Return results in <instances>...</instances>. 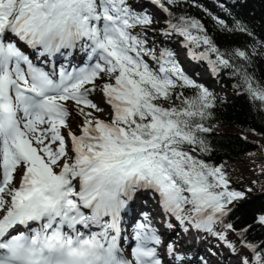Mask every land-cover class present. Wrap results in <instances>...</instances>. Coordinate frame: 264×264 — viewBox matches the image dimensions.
Wrapping results in <instances>:
<instances>
[{"label": "snow or ice", "instance_id": "snow-or-ice-1", "mask_svg": "<svg viewBox=\"0 0 264 264\" xmlns=\"http://www.w3.org/2000/svg\"><path fill=\"white\" fill-rule=\"evenodd\" d=\"M153 2L172 16L165 2L177 0ZM173 19L165 35L183 37L193 59L207 60L213 72L232 67L206 34H192L204 33L203 25L186 17ZM152 22L128 0H0V264H169L157 253L161 239L147 219L135 226L133 260L119 254L122 214L145 189L158 194L164 212L185 231L208 232L236 251L214 225L226 215V205L242 195L227 191L220 168L190 154L198 143L205 150L197 134L208 129L195 118L210 114L214 98L184 74L172 52H157L131 31L147 29ZM24 47L45 65L57 56L67 65L45 70ZM80 54L84 66L73 67ZM234 55L249 59L244 51ZM104 75L114 80L100 88L112 109L109 123L85 111H102L89 97ZM240 75L250 99L264 106V88L254 85L247 72ZM184 87L198 91L191 99L178 94L179 107L160 103ZM68 101L84 117L81 135L68 133L74 158L61 132L67 126ZM54 166L61 168L58 174ZM17 170L22 173L18 187ZM258 223L264 225V216ZM21 225L30 234L20 231ZM78 225L100 231L85 235ZM241 243L251 252L241 264H264V246ZM168 256L172 264H183L184 257L171 245Z\"/></svg>", "mask_w": 264, "mask_h": 264}, {"label": "trees", "instance_id": "trees-1", "mask_svg": "<svg viewBox=\"0 0 264 264\" xmlns=\"http://www.w3.org/2000/svg\"><path fill=\"white\" fill-rule=\"evenodd\" d=\"M141 2L144 0H134L137 4ZM155 5L164 15V23L161 26H148L147 29L138 26L132 29L133 34H140L147 41V46L157 52L161 49L172 52L173 59L179 65L173 52V45H178L186 52V65L188 63L194 65L196 71H204L206 80L219 91V94L213 93L190 78L180 67L185 75L207 89L214 98V106L207 110L210 114L203 120L195 118L196 122L208 129L197 134L205 150L201 151L198 143L190 147V154L210 167L220 168L227 181V191L242 195V198L226 205L227 217L214 225V231L223 233L236 249L233 251L229 248L230 253L242 260L245 256H251V252L241 240L258 248L264 246V225L258 223L259 218L264 216V106L250 99L240 75L247 72L253 77L254 85L264 88V0H177L173 5L165 2L172 16ZM174 17L190 18L203 25L204 33L192 30V34H206L229 59L232 67H220L213 72L207 60L193 59L189 55L183 37L175 34L166 36L167 22ZM194 50L199 52L203 48ZM237 50L246 52L249 57L247 62L234 55ZM211 59L214 60L215 55ZM145 60L152 64L151 67H156L150 58L145 57ZM106 83L114 84V80L108 79ZM197 91L194 87L176 88L170 100L161 99L160 103L165 107H179L178 94L183 93L184 98L191 99ZM223 92L230 94L231 98L227 99ZM68 113L73 119L80 118L75 112ZM172 218L176 225L181 226L175 217ZM169 224L174 225L171 221ZM227 225L232 226L231 230ZM208 235L216 241L210 251L219 257L213 250L217 248V242L225 245L215 235ZM260 250L264 252V248ZM218 251L221 252L220 249Z\"/></svg>", "mask_w": 264, "mask_h": 264}, {"label": "rangeland", "instance_id": "rangeland-1", "mask_svg": "<svg viewBox=\"0 0 264 264\" xmlns=\"http://www.w3.org/2000/svg\"><path fill=\"white\" fill-rule=\"evenodd\" d=\"M128 3L137 12H145L148 15H150V17L152 18V21H153L152 24L150 25L151 27L161 26L164 23L163 13H161L157 9L155 3L152 0H148V1L144 0V2H141L138 4L134 3V0H128ZM131 31L134 32L133 30H131ZM23 50L27 54H29L30 58H33L36 66L45 67V70H49L50 68L55 67L58 71L61 64L67 65V61H65L64 59L58 60L55 58L51 61V63H50L51 65L50 64L45 65V64H43V62L41 60H35L34 59V53L32 52L31 49L24 47ZM173 52H174L175 58L177 59L180 67L182 68V70L184 72L187 73V75L190 78H192L193 80H195L199 83H202L203 85L208 87L211 91H213V93L219 94V91L217 90V88L210 81L206 80L207 75H205L204 71H196L194 65H190L188 63L186 65V60H185L186 52L184 50H182L181 47H179L178 45H173ZM81 58H82L81 63L78 66L74 65L75 62L79 61L77 57L75 60L72 61L73 67H83L84 66V63L86 62V58L83 57V54H81ZM150 65L152 66L151 63H149V66ZM69 70H71V68H69ZM108 79L111 80L107 75H104L103 79L98 77L96 79L95 83L99 87H97V89L89 97L93 103L97 104L98 107L102 109V111L96 112L93 109L85 108V111H91L94 117L98 118L99 120H101L105 123L110 122L112 119L111 106L109 104L108 105L105 104V106H104L100 103H97L96 98L101 99L102 102L106 101V98L103 96V93L100 91V88L103 86V84L106 83V81ZM88 87H91V85H88ZM223 94L227 99L231 98L230 94L225 93V92H223ZM64 106L67 108L68 111L77 113V115H79L80 118L79 119H73V118L68 116L66 118L67 126L61 129L62 134L68 136V133L72 132L73 134H75L77 136L81 135V127H82L83 122H84V117L81 115L79 108L72 101L64 102ZM81 107H83V106H81ZM66 145H67V151L74 158V153L71 152V147H70L71 144L68 145L66 143ZM58 146H59L58 142L51 144V147L53 149L57 148ZM62 163H63V160L61 161V166H62ZM53 170L58 174L59 171L61 170V168L54 166ZM21 175H22V173H20L19 170H17V172L14 173L15 185L17 187L19 186V181L21 179ZM73 183L76 185V188L78 189L79 188L78 180L73 181ZM141 191H145L146 193H148V192L151 193L153 195L152 196L153 202L151 201V204L149 205L148 210L147 209H146V211L142 210L134 217L133 231H135V226L137 223H143V222H145L146 219L151 223V225H152L153 221L160 222L159 228H157L155 230L157 232L162 230L163 235L160 236L161 244L159 246H155V247L157 249V252H161L162 255H165V256L170 258L171 264H172V258L170 256H168V246L169 245L174 247L177 254L184 257L183 264H205V262H207V264H241V259L237 256L232 255L230 253V251L228 250L229 248L226 246H223L222 244H219V242H217L218 243L217 248L215 247V249L213 250L216 254L218 253L219 257H217V255H215V254L211 255L210 254L211 253L210 247L216 241H214L212 238H210L209 235L207 236V234H208L207 232L197 231L195 228H191V227L189 228L188 231H185L184 227L182 225L181 226L176 225L172 216H170L164 212V210L160 204V199H159L158 194H154L151 190H146V189L141 190ZM159 211L162 212L160 214V216L158 214ZM127 214H128V220L126 221V223L122 222V225H123V223L128 224L129 221L131 222L132 218H130L129 208H127ZM2 215H3V213H0V216H2ZM164 216H166L165 219H164ZM167 221L173 222L174 225L172 228H170V227L168 228L165 225L166 223L168 225ZM129 224H131V223H129ZM78 228H79L80 232L83 233L85 228H83L82 226H79V225H78ZM90 230H92V229H90ZM99 231H100V229H99ZM131 233H132V231H130V234ZM134 236L132 235V237H134ZM133 243H136L135 239H134ZM188 243H192V246H191V248H189L187 250L186 246L188 245ZM149 246L153 247V245H149ZM160 246H162V251L158 249ZM199 249H201V251ZM219 249L221 250V252L218 251ZM120 250H124V248L120 247ZM219 252H220V254H219ZM123 255H124L125 260H128V261L130 260V262L132 261V259H131L132 256H129L125 252L123 253ZM161 259L163 260V258H161ZM192 261H196V262L193 263Z\"/></svg>", "mask_w": 264, "mask_h": 264}, {"label": "bare ground", "instance_id": "bare-ground-1", "mask_svg": "<svg viewBox=\"0 0 264 264\" xmlns=\"http://www.w3.org/2000/svg\"><path fill=\"white\" fill-rule=\"evenodd\" d=\"M77 58H78L79 61L75 62V64H74L75 66H78L81 63V60H82L81 54L78 55ZM96 100H97V103H100V104H102L104 106H105V104L108 105V103L106 101H103L102 102V100L99 99V98H96ZM64 136L66 138V143L68 145L71 144L70 138L68 136H66V135H64ZM152 196L153 195L151 193H149V192L146 193L145 191H139L137 193L136 197L130 202V205L128 206L129 212H130V218H132L131 219V222L129 221V223H131V224H129V223L128 224H124L123 223L120 237L117 240V247L119 249H120V247L121 248H124V250H120V253H119L123 258H124V255H123L124 252L127 253L129 256H132V248H133V246H136V243H133L134 242V237H132V235L133 236L135 235V231H133L134 217L140 211H142V210L143 211H146V209L148 210L149 205L151 204V201L153 202ZM161 213L162 212L159 211V213H158L159 216H160ZM159 225H160V222H158V221H153L152 222V226L155 229L159 228ZM91 229L92 230H90V229H84L85 232L83 231V233L85 235H88L91 232H98L99 231V229L98 228H95V227H93ZM63 231H65V232H67L69 234H72L71 231L69 229H67L66 227L63 229ZM130 231H132L131 234H130ZM156 234L160 237L161 235H163V231L162 230H160L159 232L156 231ZM191 246H192V243H188V245L186 246V249L188 250L189 248H191ZM158 249L162 251V246H160ZM199 250L201 251V249H199ZM157 253H158L159 257L163 258V260H166V261L169 262V264H171V260H170L169 257H167L165 255H162L161 252H157ZM131 259L133 260V257H131Z\"/></svg>", "mask_w": 264, "mask_h": 264}]
</instances>
